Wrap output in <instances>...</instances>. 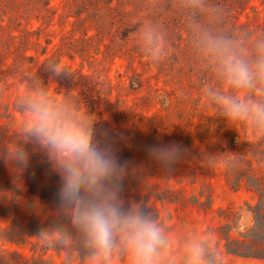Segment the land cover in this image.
Here are the masks:
<instances>
[{"label":"rangeland","instance_id":"1","mask_svg":"<svg viewBox=\"0 0 264 264\" xmlns=\"http://www.w3.org/2000/svg\"><path fill=\"white\" fill-rule=\"evenodd\" d=\"M262 56L264 0H0V264H92L58 211L59 175L25 145L22 105L42 87L109 133L128 164L124 199L165 229V264H188L193 246L203 264H264V125L228 119L219 99L264 103V82L238 89L225 70ZM160 143L186 149L170 170L148 156ZM25 146L22 166L12 153ZM41 227L61 231L46 242Z\"/></svg>","mask_w":264,"mask_h":264},{"label":"clouds","instance_id":"2","mask_svg":"<svg viewBox=\"0 0 264 264\" xmlns=\"http://www.w3.org/2000/svg\"><path fill=\"white\" fill-rule=\"evenodd\" d=\"M225 70L233 87L250 88L254 81L264 82V56L254 65L229 61ZM53 71L61 74L55 67ZM219 99L228 119L251 114L264 125V103L248 106ZM22 112L25 145L41 149L59 175L58 211L92 249V264H109L114 254H123L127 264H165L170 243L165 229L145 204L124 199L128 164L120 160L109 133L97 128L94 114L70 96L57 100L46 87L23 103ZM147 152L156 165L170 170L184 158L186 149L160 143L149 146ZM12 158L26 166V146L16 149ZM60 231L61 227H41L37 236L47 242L50 232ZM188 264H203L200 247L190 249Z\"/></svg>","mask_w":264,"mask_h":264},{"label":"trees","instance_id":"3","mask_svg":"<svg viewBox=\"0 0 264 264\" xmlns=\"http://www.w3.org/2000/svg\"><path fill=\"white\" fill-rule=\"evenodd\" d=\"M254 228L257 229L258 231H260V233L263 235L264 237V216H261V217H254ZM233 252L234 254H239V252H236V251H231Z\"/></svg>","mask_w":264,"mask_h":264}]
</instances>
